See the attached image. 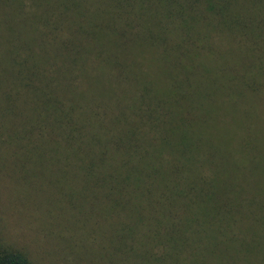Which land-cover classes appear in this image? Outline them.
<instances>
[{
    "label": "trees",
    "instance_id": "16d2710c",
    "mask_svg": "<svg viewBox=\"0 0 264 264\" xmlns=\"http://www.w3.org/2000/svg\"><path fill=\"white\" fill-rule=\"evenodd\" d=\"M174 14L152 13L148 24L129 0H0V58L19 90L10 101L32 106L34 131L65 153L66 180L147 214L156 232L190 233L182 243L194 245L196 264H264L263 235L240 232L239 203L221 200L209 167L219 67L199 52L198 28L177 29ZM140 24L158 31L139 39ZM240 82L262 105L260 90ZM169 248L160 257L176 261ZM0 264L28 261L4 252Z\"/></svg>",
    "mask_w": 264,
    "mask_h": 264
},
{
    "label": "rangeland",
    "instance_id": "374dc122",
    "mask_svg": "<svg viewBox=\"0 0 264 264\" xmlns=\"http://www.w3.org/2000/svg\"><path fill=\"white\" fill-rule=\"evenodd\" d=\"M129 1L148 24L156 22L152 13L176 11L177 29L198 28L195 36L205 40L199 52L211 51L219 67L210 73L216 94L208 100L209 167L218 174L221 200L239 203L240 232L264 240V99L258 105L240 82L244 77L264 97V0H157L159 9ZM157 31L140 24L137 38ZM6 65L0 58V255L19 252L28 264H196L194 245L182 243L192 242L190 233L156 232L147 214L119 211L113 198L65 179V153H52L34 131L32 106L24 108L19 97L11 103L19 90ZM167 246L176 261L160 257Z\"/></svg>",
    "mask_w": 264,
    "mask_h": 264
}]
</instances>
